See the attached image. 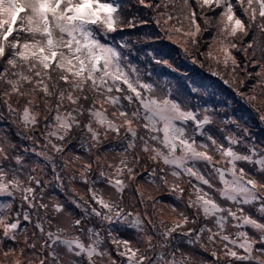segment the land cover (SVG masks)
Instances as JSON below:
<instances>
[{"label":"snow or ice","instance_id":"1","mask_svg":"<svg viewBox=\"0 0 264 264\" xmlns=\"http://www.w3.org/2000/svg\"><path fill=\"white\" fill-rule=\"evenodd\" d=\"M134 6L147 18L118 0H0V264H264V140L159 89L117 39L155 25L152 42L204 67L195 49L252 103L264 97V0ZM57 187L63 202L46 198Z\"/></svg>","mask_w":264,"mask_h":264},{"label":"rangeland","instance_id":"2","mask_svg":"<svg viewBox=\"0 0 264 264\" xmlns=\"http://www.w3.org/2000/svg\"><path fill=\"white\" fill-rule=\"evenodd\" d=\"M119 2V1H118ZM132 4H127L125 2L121 3L124 7V11L126 15H137L138 17L143 15L145 18H147V13L149 10L144 9L140 6L130 7L131 5L135 4V0H132ZM133 8V10H131ZM139 30H136L134 33V36L136 35H142L145 32L156 34L158 32V29L155 25H150L146 28H137ZM132 33L126 34L124 36L118 37L117 39L126 40L127 37H131ZM203 38L206 41H211V36L208 33L203 34ZM251 37L245 38L250 39ZM166 42V47H163L164 52L160 55H163L169 62V64L172 65L173 68H178L179 72H174L167 66L161 64L164 67L158 68L154 70L152 67V63H150L151 53H147V51H143L140 49H134L133 50V62L139 67L141 72H147L150 73V77H145L146 79H150L151 82H154L159 89L161 90H171V93L173 96L178 97L180 99L187 101V93L189 90H194L196 99V93H199L202 97L206 95V93L215 92L217 96L222 98V101L218 104L222 109H225L228 111V118L238 119L243 127H247L249 131H251L254 134V138L257 142L260 140H264V124H262L259 120V113L254 110V108H260L262 111H264V97H259L257 100L253 101L252 103H249L247 100L242 99L239 95L236 94L235 88L240 87L238 84H232L230 87L228 84H225L223 80H221L218 76L212 75L213 71L219 72L221 76L224 77V79H228L231 82V77L229 75V72L224 70L222 66H217L214 62L207 60L205 57L200 56L198 52L195 49H189V51L192 53L193 56L196 57L200 63L204 64V67H201L199 63H192L191 58H186L184 52L181 49V46L178 44H174L171 41L163 40ZM112 42V41H110ZM129 48V47H128ZM200 52L205 51V45L202 43L199 49ZM168 70V71H167ZM255 71V70H252ZM162 73H165L164 75ZM170 73V74H166ZM171 74H175L174 77ZM241 79L245 80L244 85L241 87V90L249 93L250 89L255 85L256 81L253 80H247L244 78L243 74H241ZM181 80V84L183 85V90L180 86H178L177 81ZM260 90L257 89V92ZM227 97H226V95ZM224 95V97L222 96ZM202 99V98H201ZM200 99V102L202 100ZM239 103V104H234ZM188 103V102H187ZM197 106L199 107L198 101H196ZM213 106V105H212ZM212 110V108L207 107ZM217 125H219L218 118L216 116ZM4 128H8L7 124L0 125ZM233 127L234 126H230ZM214 133L216 132V129L213 128ZM218 134V133H217ZM80 150V149H79ZM83 150V149H81ZM79 154H83V151H78ZM50 175V174H49ZM45 179H48V176L44 177ZM103 187V185H100ZM73 187H75L80 195H82L85 199H88L87 194V186L74 183ZM187 187V185H185ZM145 194L147 195L149 191L152 192L153 195L158 196L160 200L163 201V204L165 206L169 204H175L177 207H182L180 202L176 201L175 197L172 195H169L165 193L163 190L160 192H155L154 190L150 189L147 185L144 186ZM187 195V193H186ZM48 196L57 197L61 202L65 200L66 193L63 189L57 187L54 190L50 189L48 193H46V198ZM4 202L3 200H0V203ZM164 217L165 219H171V214L169 213L167 207H165L164 210ZM29 229L31 230V225L29 224ZM125 238H132L131 233H126ZM22 244V240H21ZM184 251H190L188 248H184ZM193 255L198 260L200 259V256L203 255L206 259H211V257L207 256L206 253L204 254H198L197 252H193ZM3 257H0V260H2Z\"/></svg>","mask_w":264,"mask_h":264},{"label":"trees","instance_id":"3","mask_svg":"<svg viewBox=\"0 0 264 264\" xmlns=\"http://www.w3.org/2000/svg\"><path fill=\"white\" fill-rule=\"evenodd\" d=\"M118 1L121 3L125 2L126 5L134 3V2H132V0H118ZM133 5H135V4H133ZM133 8H131V10H133ZM136 30H139V29H135V30L126 29L124 32L117 34V38H118V37L124 36L126 34L132 33L131 37H129V38L127 37L126 40H123V41L128 43L129 48L126 49V51H130L132 54V57L134 56L133 55L134 49H136V50L140 49V50H143L145 52L147 51V53H151V57H152V55H160L162 53H166L162 49L163 47H166V44H167L166 42H164V41L152 42L150 40V37L153 36L154 34L148 33V32L143 33L141 36L140 35L134 36V33ZM166 54H168V52ZM150 63H152V67L154 68V70L161 68V67H164L161 64L153 63L152 59L150 60ZM162 74L164 75L165 73H162ZM166 74H170V73H166ZM171 75L174 77H178V76H175V74H171ZM177 84L183 90V85L181 84V80L177 81ZM193 94H194V90L193 91L189 90L188 93L186 94L187 95V102H188L189 106L198 107L197 103H196V101H198L199 107H206L207 106V107L212 108V110H214L216 113H218V115H217L218 121L220 119L224 120V119L228 118V116H229L228 111H226L225 109H222L220 106H218V104L222 101V98H220V95L218 97L215 92H210V93H206V95L204 97H202L199 93H196V99H194L193 97H195V95H193ZM225 95H226V93H225ZM222 96L224 97V95H222ZM226 97H227V95H226ZM200 99L202 100V102H200ZM234 104H239V103H235V101H234ZM12 140L15 142L17 140V138L13 136ZM78 151L82 152L83 150L80 149Z\"/></svg>","mask_w":264,"mask_h":264}]
</instances>
